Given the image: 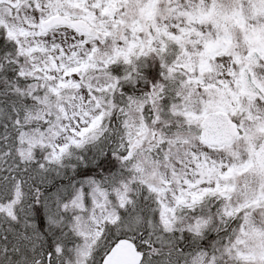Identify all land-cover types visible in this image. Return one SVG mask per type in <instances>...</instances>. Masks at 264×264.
<instances>
[{"label":"snow or ice","instance_id":"snow-or-ice-1","mask_svg":"<svg viewBox=\"0 0 264 264\" xmlns=\"http://www.w3.org/2000/svg\"><path fill=\"white\" fill-rule=\"evenodd\" d=\"M0 264H264V0H0Z\"/></svg>","mask_w":264,"mask_h":264}]
</instances>
